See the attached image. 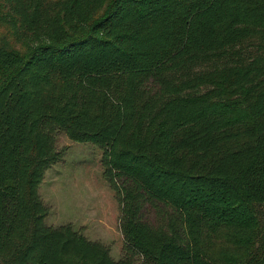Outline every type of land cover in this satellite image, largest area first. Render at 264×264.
Segmentation results:
<instances>
[{"label":"trees","instance_id":"obj_1","mask_svg":"<svg viewBox=\"0 0 264 264\" xmlns=\"http://www.w3.org/2000/svg\"><path fill=\"white\" fill-rule=\"evenodd\" d=\"M61 133L102 149L119 259L46 223ZM0 264H264V0H0Z\"/></svg>","mask_w":264,"mask_h":264},{"label":"rangeland","instance_id":"obj_2","mask_svg":"<svg viewBox=\"0 0 264 264\" xmlns=\"http://www.w3.org/2000/svg\"><path fill=\"white\" fill-rule=\"evenodd\" d=\"M63 146H67L63 158L46 171L39 188L49 207L46 223H70L89 239L109 245L119 259L123 248L119 204L104 175L102 149L61 133L59 147Z\"/></svg>","mask_w":264,"mask_h":264}]
</instances>
